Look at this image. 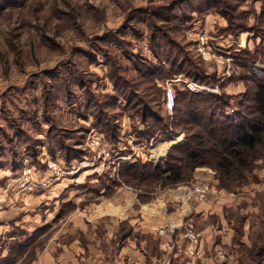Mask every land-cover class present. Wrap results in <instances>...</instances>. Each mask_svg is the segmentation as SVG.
<instances>
[{
    "label": "rangeland",
    "instance_id": "rangeland-1",
    "mask_svg": "<svg viewBox=\"0 0 264 264\" xmlns=\"http://www.w3.org/2000/svg\"><path fill=\"white\" fill-rule=\"evenodd\" d=\"M254 74L264 75V0H0V264H58L64 244L110 225L115 200L145 203L147 229L167 239L175 224L155 216L182 213L180 264H264V157L231 182L184 166L183 182L163 185L139 167L184 156L185 91L246 113Z\"/></svg>",
    "mask_w": 264,
    "mask_h": 264
},
{
    "label": "trees",
    "instance_id": "trees-1",
    "mask_svg": "<svg viewBox=\"0 0 264 264\" xmlns=\"http://www.w3.org/2000/svg\"><path fill=\"white\" fill-rule=\"evenodd\" d=\"M202 71L204 74L203 72L196 74L185 69V73L198 83L205 81L206 72ZM249 80L252 81V85L248 86L249 94L246 99L251 102L248 105L242 103L246 113L241 111L234 115L227 113L226 108L229 105L225 96L221 94L185 91L182 99L183 101L186 99V103H183L182 108L175 109V112H179L184 118L177 126L187 133L185 136L187 142L175 148H187L184 150V156L169 155L170 160L168 159L164 168L160 165L150 166L147 162L139 167L143 170L154 169L158 173V178L162 177L164 180L163 185L183 182L184 166L188 173L197 167L210 166L220 172L224 180L230 182L231 178L234 181L233 179L241 176L253 161L264 157V75L254 74ZM179 100L177 97L176 103L179 104ZM187 114L189 116H186ZM143 117L148 119L145 114ZM161 122L165 121L160 119V126ZM186 122L191 125L187 126ZM232 125L237 126L236 131L226 133ZM162 128L167 130L170 127L167 123V126ZM176 161L183 163L186 161L188 165L183 163L177 165ZM137 166H133L135 168L133 176L136 175ZM133 167L130 168L133 170ZM224 186H229V183Z\"/></svg>",
    "mask_w": 264,
    "mask_h": 264
},
{
    "label": "crops",
    "instance_id": "crops-1",
    "mask_svg": "<svg viewBox=\"0 0 264 264\" xmlns=\"http://www.w3.org/2000/svg\"><path fill=\"white\" fill-rule=\"evenodd\" d=\"M111 204L113 213L106 212L108 214L106 216H109L110 219V225L104 227L98 235L92 230L89 234L83 235L82 233L64 244L58 264H151L157 259H166V264L181 263L182 257L177 253L173 255L172 250H166V243L171 241L175 247L174 233L177 236V233L180 234L184 231L181 222L176 219V216H180L182 213H177V211L170 213L168 210L164 214L158 213L161 215L155 216L154 221L157 225L162 224L163 219L165 222L175 224V232L167 239V237H162L161 234L157 235V232L153 233L147 229L148 216L145 203H139L137 211L134 210V205L132 208L129 207L130 205L126 207L124 201L115 200ZM130 210L132 211L129 212ZM134 213L137 214V217H134ZM83 221V224L90 226V223H87L84 218ZM124 221L131 227L132 232L124 231L122 224ZM77 228L78 226H76V230L82 229V227ZM86 229L87 227L83 230L86 231ZM182 235L187 237L184 232ZM158 238L161 240V249H158ZM192 245L194 246V244ZM199 250L200 247H198ZM55 263L53 262V264Z\"/></svg>",
    "mask_w": 264,
    "mask_h": 264
},
{
    "label": "built area",
    "instance_id": "built-area-1",
    "mask_svg": "<svg viewBox=\"0 0 264 264\" xmlns=\"http://www.w3.org/2000/svg\"><path fill=\"white\" fill-rule=\"evenodd\" d=\"M176 101H177L176 89H175V87L170 86L166 90V94H165V107H166V109L169 111H173L175 109V106H176ZM207 190H208L207 186H203V185H199V184L194 185L193 190L191 189V191L193 193H195L197 196H203ZM161 235H164V234H161ZM187 236H189L190 239L193 241H198L199 235L197 233H195L193 230H189L187 232ZM173 248H174V245L171 241L166 243V250L170 251V250H173ZM151 264H166V259H157L156 261L152 262Z\"/></svg>",
    "mask_w": 264,
    "mask_h": 264
}]
</instances>
